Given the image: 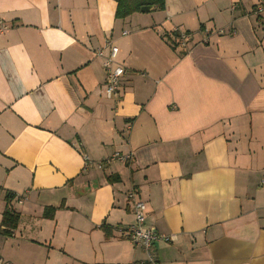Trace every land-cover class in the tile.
<instances>
[{
  "label": "crops",
  "instance_id": "obj_1",
  "mask_svg": "<svg viewBox=\"0 0 264 264\" xmlns=\"http://www.w3.org/2000/svg\"><path fill=\"white\" fill-rule=\"evenodd\" d=\"M258 3L120 18L116 0H0V264H264ZM108 37L125 67L114 98L96 54ZM133 190L147 225L176 235L155 262L122 231Z\"/></svg>",
  "mask_w": 264,
  "mask_h": 264
},
{
  "label": "built area",
  "instance_id": "obj_2",
  "mask_svg": "<svg viewBox=\"0 0 264 264\" xmlns=\"http://www.w3.org/2000/svg\"><path fill=\"white\" fill-rule=\"evenodd\" d=\"M252 13L260 20L264 15V3H258L254 6ZM1 27V24H0ZM219 33L223 34L224 31L219 29ZM180 43L185 45L186 39L189 35L181 32ZM123 34H127L124 31ZM206 35H209L207 33ZM207 41V40H205ZM119 47L114 44L112 38H106L104 44L96 50V54L103 58V66L106 70L107 78L105 85V93L108 98H114L120 86V79L125 73V67L117 62V55ZM120 157L125 160L126 157ZM133 202V210L135 213L136 221L134 224L126 226L122 229L126 237L136 246H141L148 252V261L155 262V254L153 253L154 244L157 241L170 242L176 239L175 234L157 233L154 229L147 225L146 204L144 201L137 197L136 192L133 190L130 194Z\"/></svg>",
  "mask_w": 264,
  "mask_h": 264
},
{
  "label": "trees",
  "instance_id": "obj_3",
  "mask_svg": "<svg viewBox=\"0 0 264 264\" xmlns=\"http://www.w3.org/2000/svg\"><path fill=\"white\" fill-rule=\"evenodd\" d=\"M116 1L118 3L117 17L120 18H124L135 11H141V8L143 6L163 8L165 5V0H116ZM185 33L189 34L188 32ZM181 34H182L181 31L174 30L171 33H166L164 37H166L168 41H170L173 44L172 45L173 47H177L178 45H181L180 43ZM181 52L183 55L185 54L184 51ZM10 197H11L10 195L7 196L8 199H10ZM48 210H51V208H48ZM18 221H19L18 214H16L15 212L9 209L5 210L2 219V224L6 226V229L4 230L5 233L9 234L11 232L10 229L15 228L17 226Z\"/></svg>",
  "mask_w": 264,
  "mask_h": 264
},
{
  "label": "water",
  "instance_id": "obj_4",
  "mask_svg": "<svg viewBox=\"0 0 264 264\" xmlns=\"http://www.w3.org/2000/svg\"><path fill=\"white\" fill-rule=\"evenodd\" d=\"M152 8V6H144L143 8H142V11H148V10H150Z\"/></svg>",
  "mask_w": 264,
  "mask_h": 264
},
{
  "label": "rangeland",
  "instance_id": "obj_5",
  "mask_svg": "<svg viewBox=\"0 0 264 264\" xmlns=\"http://www.w3.org/2000/svg\"><path fill=\"white\" fill-rule=\"evenodd\" d=\"M189 42L185 43V45L187 46Z\"/></svg>",
  "mask_w": 264,
  "mask_h": 264
}]
</instances>
